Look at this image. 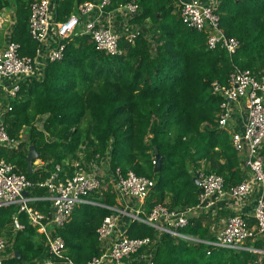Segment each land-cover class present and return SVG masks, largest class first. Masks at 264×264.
Returning <instances> with one entry per match:
<instances>
[{
    "label": "trees",
    "instance_id": "1",
    "mask_svg": "<svg viewBox=\"0 0 264 264\" xmlns=\"http://www.w3.org/2000/svg\"><path fill=\"white\" fill-rule=\"evenodd\" d=\"M33 1L0 0V15L13 10L9 36L20 44L22 56L34 55L37 47L29 30ZM86 1L91 0H55L54 20H67L74 7ZM126 1L130 0H112L108 9ZM137 1L141 12L130 21L144 26V31L134 43L122 38L121 54L108 55L96 48L90 35L77 34L66 40L62 60L49 63L41 78L22 83L21 100L13 102L5 116L9 135L20 143L2 155L34 183L31 195L47 196L46 188L37 183L45 181L57 164L72 175V162L81 159L91 164L104 158L110 174L120 168L153 179L147 211L159 203L170 208L195 205L199 169L221 175L226 190L243 180L240 157L227 131L217 124L221 99L211 89L215 80L226 84L235 65L264 69V0L220 1V25L240 44L233 55L220 47L209 49L207 35L182 22L177 0ZM30 145L43 161L32 171L27 162ZM156 150L162 155L158 171L153 162ZM103 184L106 189L89 193L86 198L93 202L79 204L57 230L66 242V257L75 264L101 254L97 228L113 212L107 206H121L111 175ZM31 205L43 213L51 210L46 199ZM17 209L14 205L0 209V231L11 224L14 236L5 264L39 263L47 254L46 237L29 223L26 213L19 216L24 228L14 231ZM212 219L201 215L180 231L215 239ZM127 234L156 235L154 227L137 220L130 222ZM247 244L262 248L264 241ZM153 259L155 264H264V254L258 252L215 247L166 232L154 244Z\"/></svg>",
    "mask_w": 264,
    "mask_h": 264
},
{
    "label": "built area",
    "instance_id": "2",
    "mask_svg": "<svg viewBox=\"0 0 264 264\" xmlns=\"http://www.w3.org/2000/svg\"><path fill=\"white\" fill-rule=\"evenodd\" d=\"M220 1L177 0V3L182 22L189 28L204 32L209 49L220 47L233 55L240 44L220 25L217 13ZM111 5L112 0L86 1L77 4L67 20L56 21L55 0H34L30 4L29 30L37 42L35 54L20 55V44L10 39V33L5 42H0V209L16 205L18 209L13 214L15 230L24 228L19 216L26 213L29 223L44 234L47 254L38 264H75L66 257V242L57 230L70 220L79 204L93 202L86 198L89 193L106 189L107 184L104 185L101 178L106 172L100 171L97 161L89 164L92 171L82 161L72 162V175H67L65 168L57 164L45 181L37 183L46 188L47 196L26 195L24 192H30L34 183L2 155L5 149L15 148L20 143L9 135L5 116L13 110V102L21 100L24 81L41 78L49 63L64 58L66 40L70 37L88 34L98 50L111 56L122 53V38L130 43L136 41L144 28L130 20L140 14L139 2L130 0L108 9ZM117 19L119 23L116 25ZM234 67L228 82L213 81L211 91L221 99L217 124L230 132L232 145L240 157L243 180L226 190L221 175L199 169L195 175L199 182L195 205L170 208L159 203L147 211L146 199L155 181L132 170L124 173L117 168L109 175L121 206L106 205L113 212L105 216L97 228L101 254L86 264H155L154 244L163 232L215 247L247 249L264 254V246L256 248L247 244L249 240L264 241V69L257 72L237 65ZM153 162L156 164L157 160ZM224 196L231 204L232 214L215 239L202 240L180 231L201 215H212L215 219L218 203ZM38 199L51 202L50 212L43 213L31 205ZM250 202L253 210L244 216L241 211H245ZM248 218L253 220L252 224ZM134 220L154 227L155 237H129L128 227ZM8 251V242L0 231V264H5Z\"/></svg>",
    "mask_w": 264,
    "mask_h": 264
},
{
    "label": "crops",
    "instance_id": "3",
    "mask_svg": "<svg viewBox=\"0 0 264 264\" xmlns=\"http://www.w3.org/2000/svg\"><path fill=\"white\" fill-rule=\"evenodd\" d=\"M1 14L3 15L4 13L2 12ZM3 23H4L3 17L0 15V24H3ZM118 23H119V19L116 20V25ZM143 28H144V26H143ZM9 33H10V31L6 30V31H3V35L0 34V42L1 43L5 42V38L7 39V34H9ZM1 36H2V39H1ZM102 159H104V158H102ZM102 159L99 161L100 162L99 166L101 165L100 171H104V169H105L107 171V172L106 171L105 172L107 173V175H109V172H110L109 166L107 165V162H105ZM36 161H34V164H33L34 169L39 168L43 165V161L41 159H37ZM99 166H98V168H99ZM103 167H104V169H103ZM105 172H103V173H105ZM28 195L33 196L30 194V192L28 193ZM233 208L236 210V206H234ZM252 210H253V203L250 202V205L245 209V211L242 210L241 212L244 214V216H248ZM231 214H232L231 204H229V201L227 200V196H224L221 199V201L218 203V210H217V215L215 216V219H212V222H213L212 232L214 235H217V233L220 231L221 227L223 226V224L225 223V221L227 220V218ZM216 222H217V224H216ZM10 227H11V224H9L6 228H3V232H2L3 237L7 240L8 245H9V251H8L9 257H11V254H12V253H10V249L12 247V244H11L12 240L11 239H14L13 238L14 236L13 235L11 236V233H10L11 228ZM12 227H13V230L15 231V228L13 225H12ZM14 231H12V233ZM35 264H38V263H35Z\"/></svg>",
    "mask_w": 264,
    "mask_h": 264
},
{
    "label": "water",
    "instance_id": "4",
    "mask_svg": "<svg viewBox=\"0 0 264 264\" xmlns=\"http://www.w3.org/2000/svg\"><path fill=\"white\" fill-rule=\"evenodd\" d=\"M39 159V153L36 149V147L34 145H30L29 146V152H28V156H27V162H28V167L29 169H31L30 171L33 170V164H34V161ZM156 160H157V166H156V171L159 170V168L161 167V164H162V155H160L158 153V151L156 150ZM194 182L195 184L198 185V179L197 178H194ZM26 195H28V191L24 192ZM16 256L20 257V254L18 251H16Z\"/></svg>",
    "mask_w": 264,
    "mask_h": 264
},
{
    "label": "rangeland",
    "instance_id": "5",
    "mask_svg": "<svg viewBox=\"0 0 264 264\" xmlns=\"http://www.w3.org/2000/svg\"><path fill=\"white\" fill-rule=\"evenodd\" d=\"M3 15L1 14V16L3 17V20H4V23L3 24H0V34H2L3 35V31H8L9 30V28H10V26H11V24L13 23V10H5V11H3ZM1 39H2V36H1ZM227 132V134H228V136L230 137V132L228 131V130H226ZM7 151H10L9 149L7 150ZM6 154L8 153V152H5ZM81 156L82 157H84L85 156V154H84V151H83V149H82V153H81ZM36 161V160H35ZM81 161H83L84 163H86L85 161H84V159H81ZM37 162V161H36ZM99 162V161H98ZM100 163V162H99ZM87 164V163H86ZM88 166H90V170L92 171V169H91V165H89V164H87ZM101 166V165H100ZM103 169H104V167H103ZM106 170L104 169V172H105ZM107 172V171H106ZM101 174H103V173H101ZM107 175V173L104 175V176H102L101 178H102V180L104 181V178H105V176ZM216 224H217V222H216Z\"/></svg>",
    "mask_w": 264,
    "mask_h": 264
}]
</instances>
